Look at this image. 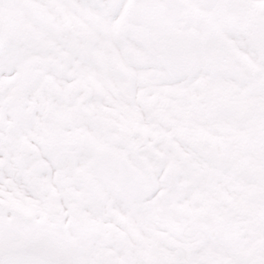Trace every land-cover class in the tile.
I'll use <instances>...</instances> for the list:
<instances>
[{
    "label": "snow or ice",
    "instance_id": "6c2138e0",
    "mask_svg": "<svg viewBox=\"0 0 264 264\" xmlns=\"http://www.w3.org/2000/svg\"><path fill=\"white\" fill-rule=\"evenodd\" d=\"M0 264H264V0H0Z\"/></svg>",
    "mask_w": 264,
    "mask_h": 264
}]
</instances>
